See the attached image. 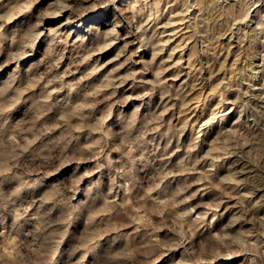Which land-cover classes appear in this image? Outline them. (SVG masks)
<instances>
[{"label":"clouds","instance_id":"1","mask_svg":"<svg viewBox=\"0 0 264 264\" xmlns=\"http://www.w3.org/2000/svg\"><path fill=\"white\" fill-rule=\"evenodd\" d=\"M258 192L264 0H0V264H264Z\"/></svg>","mask_w":264,"mask_h":264},{"label":"rangeland","instance_id":"2","mask_svg":"<svg viewBox=\"0 0 264 264\" xmlns=\"http://www.w3.org/2000/svg\"><path fill=\"white\" fill-rule=\"evenodd\" d=\"M127 2H128V0H120L121 4H126ZM91 19H92V21L99 23V22H104L107 19V17L102 15V16L92 17ZM169 31H171V29ZM179 39L180 38L178 37L177 40L174 42V44L179 43ZM123 42H129L130 43V41H128V40H125ZM220 43L222 46L214 49L215 56H212L211 54L204 55L201 53L197 58L199 61L196 63L197 68L201 67V63H203L205 65V67L203 69H201V72L197 73V75H199L202 80L207 79V77L211 75V71L208 69L207 65L212 66V69H214L218 73V75L215 77V79L220 80V79L224 78L226 70L231 68L232 62L235 60V52L237 51V49L230 47L229 43L226 39L222 40ZM173 46L174 45H169V50ZM120 47H122V44L114 46L112 49L108 50L107 52L93 57V60L89 61V64L94 63L97 60H99L101 62H107L108 60L112 59L114 56L117 55V53L120 50ZM192 47H193V45L189 44L188 48L185 49V57H184L185 64H184L183 68L181 69V71L183 72L181 79L179 81H172V83L177 88L180 86V84L184 83L185 81L188 84H193L195 82L194 78L189 74L191 69H189V67H188V56L191 55ZM68 51H69V54H71V51H72L71 47L69 48ZM129 51L130 52L135 51V45L130 43ZM147 56H148L147 52H140L137 56L134 57V59L138 61L140 59L146 58ZM166 56H167V51L159 59H165ZM179 57H180V54L177 53L175 59H178ZM123 59H124V57H121L120 60H113V62L108 64L107 68H105L100 75L103 76V75L107 74L109 71H111L113 68H116L120 63L123 62ZM213 61H215V62L213 63ZM64 67H67V64H65ZM87 67H88V65H84L82 67L81 71H83ZM129 67L139 68V67H142V65L135 64V65L126 66L124 69H121L117 73V75H123L125 72H127L129 70ZM176 74H177V69H171L168 73H166V76L172 77V76H175ZM227 74L229 76H231L230 71H228ZM144 78H146V79L151 78V76L149 74V75L145 76ZM253 83H255V81H253ZM125 89H127V91H125ZM125 89H120L119 90L120 93L121 94H129V93L134 91L131 87V82H129V84L125 86ZM195 95H196V93H193V97H195ZM168 118H171V116H169ZM182 118H183L182 115L179 112H177L176 113V120L179 121ZM166 143H167L166 141L159 143V147L161 149V154L164 151V147H165ZM174 148H175V142L173 143V147L168 149V152L173 151ZM178 158H179V154L172 157V161H171L172 165H174L176 163ZM191 191H195V188L191 189ZM261 195H264V192H258L256 198L258 199L259 196H261ZM199 200H200V197H197V200L193 201L192 203L195 204V203L199 202ZM261 214H264V209L261 210Z\"/></svg>","mask_w":264,"mask_h":264}]
</instances>
